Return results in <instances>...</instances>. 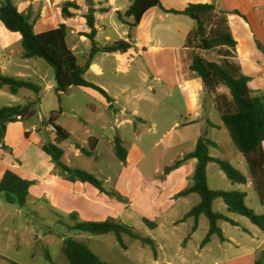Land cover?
<instances>
[{
    "label": "rangeland",
    "instance_id": "374dc122",
    "mask_svg": "<svg viewBox=\"0 0 264 264\" xmlns=\"http://www.w3.org/2000/svg\"><path fill=\"white\" fill-rule=\"evenodd\" d=\"M192 23L195 24L194 21ZM104 37L105 35L102 34L99 41L102 42ZM216 56L215 54L211 58L215 59ZM78 59L80 65L84 63L83 56L79 55ZM36 61L43 64L44 70L46 68L51 76L50 79L53 80V68L42 59ZM145 64L144 61L132 63L126 83L131 87L130 98L136 102L140 98L138 105L141 113L145 115L146 122L136 121L135 125L124 124L118 130L116 126L119 123H115L114 112L106 108L105 101L97 93L93 100L81 89L58 95L55 90H47L43 85V91L39 96L28 90L29 96L40 98L41 105L37 106V114L33 118L21 121L10 129L6 140L7 148L0 149V170L11 169L10 162L7 163L6 158L2 159V156L7 158L11 156L9 149L15 147L17 139L28 129L37 128L42 133L41 136L47 140V144L52 142V138L46 133V125L41 122V116L48 119L53 110H57L59 112L57 123L71 134V138L61 145L66 153L65 159L71 162V165L65 164L95 175L103 182L108 192L114 193L115 196L109 198L125 204L122 213L109 211L101 216L100 222H123L133 227L141 237L156 241L158 246L156 251L161 254L159 264H181L182 258L188 260L189 264H220L225 258L222 257L224 253L217 250L219 244H260L264 239L263 231L253 225L248 218L229 213L224 201L218 199L213 204L214 212L228 216L239 226L221 221L219 227L227 239L226 243H223L217 235H213L206 244H209L207 250L212 248L215 253L206 251L202 257L199 256V246L203 244L210 229L207 217L200 218L195 233H192L195 226L193 218L178 225L176 223L198 205L201 198L197 194H192L171 200L173 196L178 197L175 194L183 189L182 187H186L187 190L193 186L197 161L191 160L185 164L184 169L175 171L174 180L171 182L166 180L163 173L166 167L192 152L201 136L218 143V148L210 149L212 157L228 161L249 177L246 158L236 149L229 133L222 125L220 113L212 106L211 96L205 104L204 118L198 123L185 126L183 123L187 121L186 110L180 91L173 89L170 97L167 90L162 87V81H154L150 77L145 79L143 74H140V67L143 69ZM119 75L122 76V73ZM258 87L254 83L250 89L256 93ZM225 92L229 91L225 89ZM125 98L126 96H122L119 99L125 101ZM152 98L155 99L157 106L145 101ZM7 103H9L7 100L1 99L0 107L6 106ZM88 104L93 105L96 110H91ZM126 118L118 116V122ZM208 122L222 127L213 128ZM177 123L178 126L174 127ZM5 134L6 131L2 132L0 139L4 140ZM117 137L123 140V145L129 152L131 160L128 164L122 163L116 156L114 143ZM90 138L99 141L94 156L89 157L82 151L81 155H76L75 145L79 144L83 149L90 150ZM23 148L24 145L21 149ZM20 152L22 153V150ZM21 153L17 154L18 157ZM59 172L67 179L66 174L61 170ZM184 174L190 176L188 182L185 181ZM207 175L210 189L245 192L248 195L247 206L256 214L264 216V207L253 184L251 186L233 184L215 163L209 164ZM118 179L134 180L138 201L133 206H130L131 199L124 195L126 187L117 185ZM89 186L91 190H96L93 186ZM161 191L163 192L160 193ZM37 192L35 188L34 193ZM118 196L124 200L119 199ZM72 214L77 215L78 222H95L89 221L86 214L52 213L44 204L37 205L36 209L29 206L20 209L15 205H9L5 195L0 192V261L6 264L2 259L6 258L19 264H68L62 248L66 239H73L89 247L105 264H156V251L151 246L127 235L123 236V243L126 246L124 249L114 234L93 236L75 231L73 229L75 221L70 218ZM143 219L156 223L158 228L151 230L143 223ZM191 233L190 239L183 244ZM161 245H164L163 250L159 249ZM226 246L229 257L232 258L235 249Z\"/></svg>",
    "mask_w": 264,
    "mask_h": 264
},
{
    "label": "crops",
    "instance_id": "0c3cea01",
    "mask_svg": "<svg viewBox=\"0 0 264 264\" xmlns=\"http://www.w3.org/2000/svg\"><path fill=\"white\" fill-rule=\"evenodd\" d=\"M2 1L0 0V3ZM69 1L72 0H13L21 13L35 20L34 30L36 34L57 29L60 25H66L68 28V46L74 52L78 65L81 67L86 65L93 48L92 42L86 36L82 35L90 33L84 16L91 7L96 10L97 36L95 42L98 48H103L119 41L128 42L132 46L127 53H96L92 58L90 68L85 72V80L105 90L111 98L110 103L94 89L72 88L70 91L81 89L84 94L93 100H95L97 93L105 101L106 108L114 112L113 114L116 118L115 123H119L116 126L117 130L124 124L135 125L136 121L146 122L145 115L139 109L138 103L140 98L138 102L130 98L129 92L131 87L126 83V79L132 68V63L137 64L139 61H144L146 64L143 69L140 67V74H143L145 79L150 77L154 81H162V87L167 90L170 97L173 89L180 91L181 98L185 104L187 120L183 125L187 126L198 123L204 118L206 112L205 104L209 96L205 93L201 78L190 69L195 50L185 47L187 36L195 28V24L192 23L191 19L182 15L167 13L160 8H154L145 14L140 25L131 32V28L127 24L121 23L116 16V12L120 11L124 13L128 10L130 7L128 0H93L92 3L78 0L77 3L80 9L70 10L75 16L65 18L62 14V8ZM161 4L163 9L167 11H183L190 4H213L219 10L229 12V25L232 35L237 42V57L234 59V62L240 66L244 75L251 78L249 88L255 83L259 86L255 92L264 95V0H161ZM127 20L132 21L131 19ZM130 32L132 33V38H129ZM102 34L105 37L100 42L99 37ZM23 54L21 35L10 32L0 21L1 73L4 76L16 80L30 81L39 86V94L31 91V93L37 96L42 93L43 85L46 86L47 90H55V76L51 80V76L46 68L44 70L43 64L37 62V59H25ZM215 54L217 55L216 58H211ZM79 55L84 58V63L81 65L79 64ZM201 55L211 61H219L221 59L216 52H203ZM119 73H122V76ZM225 89V87L219 88L218 93L229 96V92H225ZM27 91V89H20L16 94H13L8 87H4L0 89V100L4 99L9 102L4 107H26L29 102H38L40 100L39 97L29 96ZM122 96H126L125 101L119 99ZM145 98L147 99L148 97ZM145 101L157 106L153 98ZM211 103L213 108L217 110L213 99ZM40 105L41 102L38 106ZM88 106L91 110H96L93 105L88 104ZM4 107H0V109ZM118 116L127 118L122 122H118ZM42 118L44 117L41 116ZM187 118L191 119L188 120ZM19 122L21 121L17 120L16 122L8 123L5 139H0V149L5 150L7 148L6 140L8 139L9 131ZM208 124L213 128L220 127L221 129L222 127L210 122ZM57 125L63 127L61 124L57 123ZM176 126H178V123L174 127ZM31 130L28 129L26 133L21 135L17 139L18 142L15 144V147L12 150L9 149L11 156L8 158L2 156V159L6 158L7 163L10 162L9 166L11 171L23 179L34 182V185L30 189V196L26 207L29 206L30 208L36 209L37 205L44 204L52 213L76 212L86 214L89 217V221L95 222H100L101 216L109 211L122 213V210L125 209L123 202L109 198L108 195L100 192L94 186L96 190H91L89 186L91 184L81 182L73 183L63 178L51 157L43 151L47 140L41 136L42 133L39 130L37 132H32ZM46 133L52 138L53 142L54 136L47 129ZM216 144L218 145V143ZM23 145L24 148L21 149ZM21 150L22 153L20 152ZM74 151L76 155H81V150L76 145ZM19 153L21 154L18 157L17 154ZM65 158L66 153L64 152L63 162L71 165V162ZM130 160L128 155L127 164L130 163ZM185 164L175 171L184 169ZM6 171L8 170H0V181ZM175 171L165 175L164 170L163 175H165L168 182L174 180L173 174ZM183 177L187 182L190 180L188 174H184ZM183 177L182 179H184ZM247 178V185L251 186L253 184V182L251 183V176ZM117 181L118 186L126 187V194L124 195L131 199L130 206H133L138 201L135 186L133 185L134 180L118 179ZM132 185L134 186L133 189L131 188ZM35 188L38 191L36 194L34 193ZM182 188L175 196L184 191L186 187ZM117 190L121 191L118 188ZM174 199L178 200L180 198L171 197L172 201ZM183 219L177 222L176 225L184 223L191 218L187 220ZM196 230L192 229V233H195ZM192 233L183 244L190 239ZM226 241L223 243H226ZM155 245L158 248L157 243ZM226 245L235 249L232 258L229 257V253L225 248L227 247ZM208 246L209 244H201L198 255L202 257L206 251L214 254L215 251L212 248L207 250L209 248ZM159 249L163 250L164 245H161ZM217 250L224 253L222 257L225 260L220 264H254L257 259L264 258V239L260 244H219ZM155 255V263L159 264L161 254L156 251ZM180 263L189 264L185 258H182ZM0 264H5V262L0 261Z\"/></svg>",
    "mask_w": 264,
    "mask_h": 264
},
{
    "label": "trees",
    "instance_id": "16d2710c",
    "mask_svg": "<svg viewBox=\"0 0 264 264\" xmlns=\"http://www.w3.org/2000/svg\"><path fill=\"white\" fill-rule=\"evenodd\" d=\"M77 1L72 0L64 4L62 8L63 17L72 18L75 16L70 10L80 9ZM81 1L93 2V0ZM128 1L130 2L128 10L124 13L118 11L116 16L121 23L127 24L131 28V32L140 25L145 14L154 8H160L170 14L185 16L195 22V28L187 36L185 45V47L195 50L190 69L201 78L205 93L214 100L223 126L229 133L234 146L245 156L254 188L261 205L264 207V95L253 93L250 90L251 78L244 75L240 66L234 62L237 57V42L229 25V12L221 11L213 4H190L183 11H167L163 9L161 0ZM95 13L96 10L91 7L84 16L90 33L82 35L92 42L93 48L86 65L81 67L78 65L74 52L68 46V28L66 25H60L57 29L36 34L34 30L35 20L21 13L13 0H3L0 3V21L7 30L21 35L24 50L23 57L29 60L42 59L53 68L56 81L55 91L58 95L67 94L72 88H90L99 92L110 103L111 98L105 90L85 80V72L90 68L92 58L96 53H127L132 46L128 42L119 41L98 48L95 42L97 36ZM131 32L129 38H132ZM203 52H216L221 59L219 61L208 60L201 55ZM4 87H8L13 94H16L20 89H27L36 94L40 93V87L34 83L4 76L0 71V89ZM221 87H225L229 91V96L218 93V89ZM39 104L40 100L29 102L26 107H4L0 109V136L2 132L6 131V125L16 122L18 116H22L23 120L33 118L37 114L36 108ZM58 119L59 112L54 111L50 114L47 123L55 127L56 136L53 142L43 147V151L51 157L56 168L66 174L68 181L88 183L110 197L115 196L114 193L108 192L104 188L103 182L95 175L71 168L63 162L64 151L61 145L71 138V134L57 125ZM97 144L98 140L96 138H90L89 151L83 149L79 144L76 146L85 155L92 157ZM217 146L215 142L206 136H201L194 151L165 168V175H168L181 168L189 160H197L193 186L180 192L178 197H187L192 194L200 196V203L183 220L193 218L195 220L193 230H196L200 217H207L210 222V230L203 245L208 243L213 235H217L222 242L226 241L224 233L219 227L221 221L236 227L239 226L228 216L214 212L213 204L218 199L224 201L229 213L248 218L253 225L264 231V216L256 214L254 210L247 206V193L210 189L207 170L211 163L217 164L233 184H248V178L239 169L228 161L211 156L210 148H217ZM115 153L122 163H127L129 153L119 137L115 139ZM33 185V181L23 179L15 172L8 170L0 181V192L5 195L6 202L9 205H15L23 209L27 206L30 189ZM119 199L124 200L121 197ZM70 218L75 221L73 226L75 231L93 236L114 234L124 249L126 246L123 243V236L127 235L151 246L156 251L154 240L141 237L133 227L124 223L112 221L78 222L76 214H72ZM143 223L151 230L157 228V224L148 219H143ZM62 251L68 264H105L89 247L73 239L64 241ZM2 259L7 264H19L6 258ZM254 264H264V258L257 259Z\"/></svg>",
    "mask_w": 264,
    "mask_h": 264
},
{
    "label": "built area",
    "instance_id": "2783aa9c",
    "mask_svg": "<svg viewBox=\"0 0 264 264\" xmlns=\"http://www.w3.org/2000/svg\"><path fill=\"white\" fill-rule=\"evenodd\" d=\"M16 119L19 120V121H22V120H23V119H22V116H18ZM41 122H42V124L46 125V129H47V130H48V131L54 136V138H55V136H56V129H55V127H54L52 124H48L47 121H46L44 118L41 119ZM31 131H32V132H37L38 129L34 127Z\"/></svg>",
    "mask_w": 264,
    "mask_h": 264
}]
</instances>
